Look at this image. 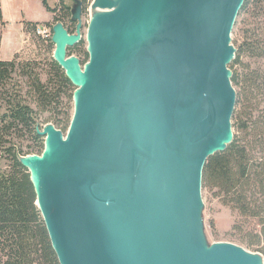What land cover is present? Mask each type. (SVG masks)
Instances as JSON below:
<instances>
[{
  "label": "water",
  "instance_id": "obj_1",
  "mask_svg": "<svg viewBox=\"0 0 264 264\" xmlns=\"http://www.w3.org/2000/svg\"><path fill=\"white\" fill-rule=\"evenodd\" d=\"M244 2L117 0L126 18L96 35L94 56L87 36L83 67L66 51L82 39L81 25L73 35L54 25L53 57L76 86L74 115L38 183L28 156L20 162L60 264H227L223 245L202 252L200 201L207 159L234 138L228 65ZM49 127L40 131L45 150Z\"/></svg>",
  "mask_w": 264,
  "mask_h": 264
},
{
  "label": "trees",
  "instance_id": "obj_2",
  "mask_svg": "<svg viewBox=\"0 0 264 264\" xmlns=\"http://www.w3.org/2000/svg\"><path fill=\"white\" fill-rule=\"evenodd\" d=\"M42 2L56 13L47 0ZM243 14L249 28L230 65L233 69L241 64L244 69H235L232 76L233 85L239 87L232 118L237 130L226 149L207 159L202 186L215 190L222 203L238 212L233 231L241 233L246 247L264 256V0H245L237 18ZM60 16L57 22L70 18V7L64 6ZM37 24L28 22L29 31L35 33ZM5 25L0 0V54ZM51 33L52 26L51 37L39 35L48 44L46 53L55 48ZM85 45L81 39L68 47V54L83 57L84 64L89 59ZM246 53L261 63L255 68L243 63L241 56ZM75 89L53 56L22 59L17 53L5 60L0 55V264H60L36 203L31 173L20 157L43 152V123L52 120L67 130ZM45 113L51 114L43 118ZM25 138L31 143L25 144ZM250 219L255 224L245 227L244 221Z\"/></svg>",
  "mask_w": 264,
  "mask_h": 264
},
{
  "label": "rangeland",
  "instance_id": "obj_3",
  "mask_svg": "<svg viewBox=\"0 0 264 264\" xmlns=\"http://www.w3.org/2000/svg\"><path fill=\"white\" fill-rule=\"evenodd\" d=\"M50 6L55 7L56 13H50L45 6L43 5L42 0H1V7L4 15V20L9 23L2 28V43H1V58L8 60L14 56V54H20L22 59H31V58H46L49 59L54 55V50L47 52L48 44L44 42V39L40 37L36 30L42 25L52 26V37L54 34L53 28L57 23H62L64 27L68 30H75L77 32V27L81 25L80 33L82 39L86 41V49L88 47V29L90 25L91 18L93 16L91 6L96 0H47ZM115 1V0H113ZM70 7L71 16L65 17V19L58 18L61 17L60 13L62 8ZM105 9V8H103ZM105 10L107 13L113 12L116 8H107ZM52 14V15H51ZM105 14V13H104ZM57 15V16H56ZM57 17V18H56ZM246 16L243 14L237 18L232 31V41L231 45L236 48L235 58L237 57V50L242 44L245 31L249 28V24L245 22ZM76 19V20H75ZM28 22L38 23L35 33L34 31H29L30 27L27 26ZM49 22V23H48ZM28 27V28H27ZM68 31L67 33L71 35L72 33ZM73 35V34H72ZM53 41V39H52ZM68 52V50H66ZM68 54V53H67ZM67 56H74L80 60L81 56H78L76 53ZM234 58V59H235ZM233 59V60H234ZM89 60V59H88ZM88 60L86 62H88ZM241 60L245 64H250L252 68L257 67L261 63V59H257L253 56H250L248 53L241 56ZM85 62V63H86ZM84 63V64H85ZM232 63V62H231ZM230 63V65H231ZM84 64L81 63L83 67ZM228 65L229 69L233 71L238 69L239 72H243V67L241 64H236L232 69ZM14 77L20 79L19 75L14 74ZM233 83V82H232ZM236 89V92L239 90L238 86L233 85ZM71 117L74 115V99L71 103V108L69 110ZM51 113H45L42 115L43 118H48ZM71 118V121H72ZM70 121V124H71ZM235 123L232 119V124ZM47 124H52L57 130H60L64 137L67 136L70 124L67 127L66 131H63L61 128L57 127L52 120H49L47 123H43V126ZM236 128L233 127V132H236ZM46 137L44 136V149L45 150V141ZM25 144L31 143L28 138L24 139ZM26 148V147H24ZM40 153H33L37 155H42ZM33 154H28L24 156H29ZM22 157V156H21ZM4 163V160L2 164ZM215 190L210 189L209 187H203L201 191V209H200V225L202 229V235L207 246H212L215 243H231L245 248L250 252H256L261 254L258 251L249 249L244 245L240 240L241 233L233 231L232 226L235 224V221L240 217L236 210H233L230 206L222 203L220 198L214 194ZM247 221V220H246ZM246 226H252L255 224L254 220H249L245 222ZM260 256H264L261 254ZM264 264V263H263Z\"/></svg>",
  "mask_w": 264,
  "mask_h": 264
},
{
  "label": "bare ground",
  "instance_id": "obj_4",
  "mask_svg": "<svg viewBox=\"0 0 264 264\" xmlns=\"http://www.w3.org/2000/svg\"><path fill=\"white\" fill-rule=\"evenodd\" d=\"M115 1L110 2L112 6L106 5V7H103V5H101L100 2H97L96 0L91 6L93 16L91 18L87 36L90 39L89 41H90V49L92 51V56H94L93 55L94 54L93 44H94V40H95L94 38L96 37V35L100 33H108L114 27H117L119 24H122L124 16L125 18L127 16V14L124 13V11L121 12L119 10L120 8L119 5L118 7H115L116 6L114 4ZM103 2L105 3L106 1H103ZM144 2L145 0H135V6L139 7L140 5H143ZM103 8L105 9L116 8V10L113 12L107 13V11H110V10H105ZM102 16H104L105 19L102 18ZM125 20L127 21V19ZM50 27H49V31H50ZM115 40L116 38L111 37L110 41L108 42L107 52H105V55H104L105 58L108 57L109 51H112V49L114 48L115 43H116ZM66 63L73 64V58H68L66 60ZM87 66H88V70L93 68L92 67L93 59L87 64ZM84 91H85V86L82 85L79 88L78 95L82 94ZM58 132L59 130L49 127L48 128V133H49L48 145L43 155H40V156L34 155V156H28L25 158V162L29 165L31 170L34 172V177L37 183L39 181V174L41 175L42 173L47 172V169H48V166H49V163L53 156L54 151L66 140V137H63L62 138L63 141H61V137L59 136ZM229 135H230L229 128H227L225 132V139L228 138ZM201 244H202V252L204 256H206V254L215 246L223 245L227 247L229 249V256H228L227 264H263V262H261V259H260L261 257L259 254L250 252L246 250L245 248L235 245V244L215 243L211 247L207 246L202 241H201Z\"/></svg>",
  "mask_w": 264,
  "mask_h": 264
},
{
  "label": "built area",
  "instance_id": "obj_5",
  "mask_svg": "<svg viewBox=\"0 0 264 264\" xmlns=\"http://www.w3.org/2000/svg\"><path fill=\"white\" fill-rule=\"evenodd\" d=\"M37 34L42 36L43 38L51 37L49 26L48 25H42L39 28H37Z\"/></svg>",
  "mask_w": 264,
  "mask_h": 264
},
{
  "label": "crops",
  "instance_id": "obj_6",
  "mask_svg": "<svg viewBox=\"0 0 264 264\" xmlns=\"http://www.w3.org/2000/svg\"><path fill=\"white\" fill-rule=\"evenodd\" d=\"M2 8V7H1ZM51 13V12H50ZM52 15V14H51ZM4 16V15H3ZM6 23H9V21H7Z\"/></svg>",
  "mask_w": 264,
  "mask_h": 264
}]
</instances>
